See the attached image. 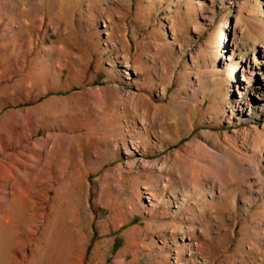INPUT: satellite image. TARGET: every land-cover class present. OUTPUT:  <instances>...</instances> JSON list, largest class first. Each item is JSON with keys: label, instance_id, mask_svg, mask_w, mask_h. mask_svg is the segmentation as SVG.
I'll use <instances>...</instances> for the list:
<instances>
[{"label": "rangeland", "instance_id": "1", "mask_svg": "<svg viewBox=\"0 0 264 264\" xmlns=\"http://www.w3.org/2000/svg\"><path fill=\"white\" fill-rule=\"evenodd\" d=\"M262 45L264 0H0V264H264Z\"/></svg>", "mask_w": 264, "mask_h": 264}, {"label": "bare ground", "instance_id": "2", "mask_svg": "<svg viewBox=\"0 0 264 264\" xmlns=\"http://www.w3.org/2000/svg\"><path fill=\"white\" fill-rule=\"evenodd\" d=\"M260 47V46H259ZM262 48H261V50L260 51H262L263 53H264V45H262L261 46ZM245 60V62H246V67L247 68H249L250 67V63H249V59H247V57H245V58H243V61ZM255 61V60H254ZM253 61V62H254ZM254 64V63H253ZM258 64H255V66H257ZM260 65H264V63H260ZM255 66L253 65L252 67H254L255 68ZM262 77H260V80H261V84H260V87L261 88H264V74H262L261 75ZM242 81H244L245 82V80L244 79H242ZM247 84V82H245V85Z\"/></svg>", "mask_w": 264, "mask_h": 264}, {"label": "water", "instance_id": "3", "mask_svg": "<svg viewBox=\"0 0 264 264\" xmlns=\"http://www.w3.org/2000/svg\"><path fill=\"white\" fill-rule=\"evenodd\" d=\"M237 79H238V77H237ZM233 85V84H232ZM255 87V86H254Z\"/></svg>", "mask_w": 264, "mask_h": 264}]
</instances>
